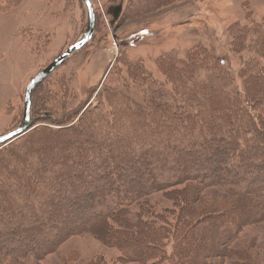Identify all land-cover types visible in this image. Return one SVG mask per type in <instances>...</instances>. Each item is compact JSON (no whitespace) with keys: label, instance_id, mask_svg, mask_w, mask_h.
I'll use <instances>...</instances> for the list:
<instances>
[{"label":"trees","instance_id":"1","mask_svg":"<svg viewBox=\"0 0 264 264\" xmlns=\"http://www.w3.org/2000/svg\"><path fill=\"white\" fill-rule=\"evenodd\" d=\"M227 31L234 51L252 49L238 69L241 85L202 45L162 54L164 81L139 60L128 73L139 82L105 88L106 101L117 103L110 113L94 109L68 126L57 120L27 134L21 154L6 152L0 264H42L82 232L116 249L119 264H252L235 244L245 226L264 220V24L250 19ZM52 137L59 140L45 152ZM172 163L178 169L162 176ZM156 192L170 206L148 199ZM56 264L74 263L66 255Z\"/></svg>","mask_w":264,"mask_h":264},{"label":"rangeland","instance_id":"2","mask_svg":"<svg viewBox=\"0 0 264 264\" xmlns=\"http://www.w3.org/2000/svg\"><path fill=\"white\" fill-rule=\"evenodd\" d=\"M90 2L95 16L92 37L34 87L32 124L0 145V162H7L6 152L11 149L22 153L27 134L44 127L55 128L57 120L67 125L66 121L75 123L94 109L110 113L112 109L107 105L116 108L117 103L106 101L105 88L122 91L123 84L129 87L133 81L139 82L138 77L132 81L128 76L139 60L155 79L164 81L157 65L162 54L183 56L190 48L202 45L224 60L241 85L238 69L252 49L234 51L227 30L234 23L250 19L264 24V0H157L156 5H150L153 0ZM87 23L88 13L82 0H0V135L21 126L28 81L73 44ZM128 95L139 98L134 89ZM43 111H50V115L45 117ZM67 134L76 140L72 130ZM126 134L115 136L125 139ZM58 140L59 137H52L40 147L49 152L54 149L51 143ZM35 143L39 145L38 141ZM57 145L62 152V144ZM157 145L167 146V140ZM176 169L172 163L162 176ZM185 170L190 174L202 172L192 167ZM162 195L156 192L148 199L158 200L161 207L170 206ZM236 243L244 246L252 264H264V220L245 226ZM117 253L89 232H82L64 240L42 264H56L66 255L74 264H91L100 258L105 264H119L114 261ZM223 264L233 263L228 259Z\"/></svg>","mask_w":264,"mask_h":264},{"label":"water","instance_id":"3","mask_svg":"<svg viewBox=\"0 0 264 264\" xmlns=\"http://www.w3.org/2000/svg\"><path fill=\"white\" fill-rule=\"evenodd\" d=\"M86 6L88 13V23L83 34L70 46H68L61 54L56 56L49 64L35 74L27 83L24 92V106L22 115V124L16 130L0 135V145L10 140L15 135L24 132L31 126L30 120V103L34 87L38 82L42 81L50 72L57 68L71 53L81 48L93 35L95 29V16L90 0H82Z\"/></svg>","mask_w":264,"mask_h":264},{"label":"bare ground","instance_id":"4","mask_svg":"<svg viewBox=\"0 0 264 264\" xmlns=\"http://www.w3.org/2000/svg\"><path fill=\"white\" fill-rule=\"evenodd\" d=\"M76 52V51H75Z\"/></svg>","mask_w":264,"mask_h":264}]
</instances>
